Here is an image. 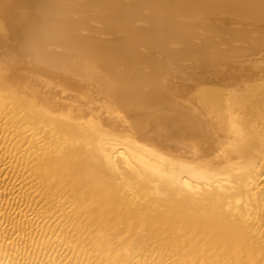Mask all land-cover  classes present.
<instances>
[{
  "label": "bare ground",
  "instance_id": "6f19581e",
  "mask_svg": "<svg viewBox=\"0 0 264 264\" xmlns=\"http://www.w3.org/2000/svg\"><path fill=\"white\" fill-rule=\"evenodd\" d=\"M0 117L82 264H264V0H0Z\"/></svg>",
  "mask_w": 264,
  "mask_h": 264
},
{
  "label": "rangeland",
  "instance_id": "374dc122",
  "mask_svg": "<svg viewBox=\"0 0 264 264\" xmlns=\"http://www.w3.org/2000/svg\"><path fill=\"white\" fill-rule=\"evenodd\" d=\"M28 141L20 140L0 117V264H82L62 238L60 210L43 216L48 203L18 161L22 154L29 157ZM251 192L259 209L252 213L254 205L244 208L239 216L264 239V165Z\"/></svg>",
  "mask_w": 264,
  "mask_h": 264
}]
</instances>
